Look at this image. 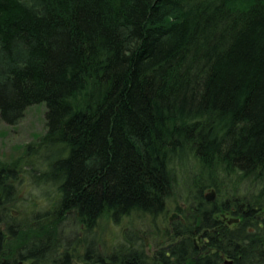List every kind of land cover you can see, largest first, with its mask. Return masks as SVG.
<instances>
[{
	"label": "trees",
	"instance_id": "trees-1",
	"mask_svg": "<svg viewBox=\"0 0 264 264\" xmlns=\"http://www.w3.org/2000/svg\"><path fill=\"white\" fill-rule=\"evenodd\" d=\"M39 103L47 130L0 163V190L23 172L56 185L59 201L31 214L19 203L0 255L264 264V0H0V116L16 125ZM180 185L206 210L198 258L199 221L182 220L169 251L131 241L94 253L102 218L167 215Z\"/></svg>",
	"mask_w": 264,
	"mask_h": 264
},
{
	"label": "rangeland",
	"instance_id": "rangeland-1",
	"mask_svg": "<svg viewBox=\"0 0 264 264\" xmlns=\"http://www.w3.org/2000/svg\"><path fill=\"white\" fill-rule=\"evenodd\" d=\"M46 110L47 107L44 103L32 105L27 109L23 119L16 125L5 123L0 116V163L13 161L25 151V147L29 143L37 141L45 134L47 130ZM40 168L45 171L42 166ZM19 173L26 176L23 172H18V175ZM34 180L35 178L29 177L27 180L29 187L26 188L30 190L28 192L18 191L16 194L18 200L23 199L29 205L27 206L29 214L33 208L52 211L59 201L57 186L54 184L38 185ZM210 191H206V193ZM176 193L177 195L168 201L167 215L153 217L152 215L135 213L119 222H115L108 216L102 218L95 232L94 253L106 255L111 251L116 252L120 249L121 244L131 241H135V243L144 241L148 252L157 248V244H161L159 245L161 247L169 245L171 243L168 236L171 230L170 217L178 212L176 210L177 204L186 205L189 203L190 205V195L186 196V191L184 192L181 185ZM11 206L21 208L19 202L12 203ZM177 220H181V218L174 219V221Z\"/></svg>",
	"mask_w": 264,
	"mask_h": 264
},
{
	"label": "flooded vegetation",
	"instance_id": "flooded-vegetation-1",
	"mask_svg": "<svg viewBox=\"0 0 264 264\" xmlns=\"http://www.w3.org/2000/svg\"><path fill=\"white\" fill-rule=\"evenodd\" d=\"M12 176L9 178L10 181L6 180L4 182V186H2L3 187V189H2L3 192H2V190H0V216H1V221H2L0 223V254H1V251H4L6 249H12V248H9L7 246L6 241L9 240V243H10V240H11V237H12V231H11V221L12 220L11 219H12V217L14 218V216L18 212H17V210H16V208L14 206H11V204L15 203V197H17L16 194H17L18 191L22 190V191L28 192L30 190V189L26 188V187H29V185L27 183V180L29 179L28 177L25 176L23 179H16L15 175H12ZM8 188H10V189L8 190ZM9 192H11V193H9ZM2 194H3V196H2ZM5 195H6V197H5ZM4 198H6V201H5ZM7 199L8 200L10 199V200L8 201ZM214 200L206 199V201H214ZM18 202L20 204H23L24 206H27V203L25 201L18 200ZM4 205H6V206H4ZM190 206H189V204L184 205L182 209H180L178 212L174 213L170 217V222H174L173 221L174 219H180L181 218V220L184 222L185 226H188L190 223L194 225L195 221L196 222L199 221V222L196 223L198 227L195 230L198 233L195 236L192 235L193 246L198 249V253L195 256H196V258H198L199 255L202 254L203 248L205 246V242L203 241L204 230H202L200 228V225L203 223L204 212H206V210H203V209L200 210L197 207H194L192 205H190ZM173 216H174V218L171 219ZM256 216L258 218H262L263 217V215L259 217L258 214ZM217 217L220 218V219L226 220L228 222V224H230V225L233 224V223H239L241 221L240 217H236V218H239V220L236 221V222L233 221V222L230 223V219H234L235 217H232V216L229 217V215H227L224 212L219 213ZM199 230H201V231H199ZM195 231H194V233H195ZM173 243H170L169 244L170 246L166 245V246H163L162 248H164L165 250L169 251L171 249ZM1 248H2V250H1ZM188 249H192V247L189 246ZM20 250H25L26 251V249H20ZM20 250H19V253L22 252ZM156 252H157V248H154V250L152 252L150 251L149 253H152V254L155 255ZM168 254H170V252ZM190 260L192 261V259L189 258V259L184 260L183 262H175V261H173L172 263L175 262L177 264H182V263L185 262L187 264H193L192 262L189 263ZM20 261H22L23 264H28V261H25L24 259H19L17 261V264ZM228 261H230V260H228ZM0 264H16L14 256L13 257H8L6 255H3V256L0 255ZM78 264H89V263L88 262H80ZM225 264H231V263H228L227 261H225Z\"/></svg>",
	"mask_w": 264,
	"mask_h": 264
},
{
	"label": "water",
	"instance_id": "water-1",
	"mask_svg": "<svg viewBox=\"0 0 264 264\" xmlns=\"http://www.w3.org/2000/svg\"><path fill=\"white\" fill-rule=\"evenodd\" d=\"M215 197H216V192L214 191V190H211L209 193H206L205 194V198L206 199H208V200H214L215 199ZM264 213L263 212H261L260 214H258V216L260 217V216H262ZM174 218V216L171 218V219H173ZM239 220V218H234V219H230V223L231 222H233V221H238ZM170 246V245H169ZM228 263H231V261H227ZM73 264H78L77 263V261L76 260H73V262H72ZM18 264H23V262L22 261H20ZM172 264H177V263H172ZM182 264H187V263H182Z\"/></svg>",
	"mask_w": 264,
	"mask_h": 264
}]
</instances>
